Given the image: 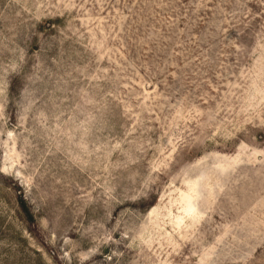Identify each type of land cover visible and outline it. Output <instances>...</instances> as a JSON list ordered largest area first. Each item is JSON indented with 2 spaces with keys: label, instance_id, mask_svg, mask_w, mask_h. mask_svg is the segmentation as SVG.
Returning <instances> with one entry per match:
<instances>
[{
  "label": "rangeland",
  "instance_id": "obj_1",
  "mask_svg": "<svg viewBox=\"0 0 264 264\" xmlns=\"http://www.w3.org/2000/svg\"><path fill=\"white\" fill-rule=\"evenodd\" d=\"M0 264H264V0H0Z\"/></svg>",
  "mask_w": 264,
  "mask_h": 264
},
{
  "label": "trees",
  "instance_id": "obj_2",
  "mask_svg": "<svg viewBox=\"0 0 264 264\" xmlns=\"http://www.w3.org/2000/svg\"><path fill=\"white\" fill-rule=\"evenodd\" d=\"M20 208L22 209V211L26 215L27 219L29 221H32L33 220V216H32L30 210L28 209V207H27V205H26V203L24 201H21Z\"/></svg>",
  "mask_w": 264,
  "mask_h": 264
}]
</instances>
